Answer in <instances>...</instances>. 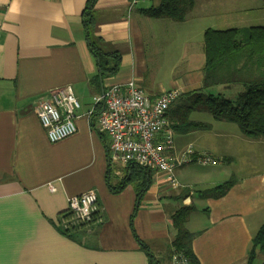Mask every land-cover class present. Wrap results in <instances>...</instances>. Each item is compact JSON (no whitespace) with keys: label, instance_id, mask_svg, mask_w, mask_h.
Returning <instances> with one entry per match:
<instances>
[{"label":"crops","instance_id":"crops-1","mask_svg":"<svg viewBox=\"0 0 264 264\" xmlns=\"http://www.w3.org/2000/svg\"><path fill=\"white\" fill-rule=\"evenodd\" d=\"M89 1L0 0V264H149L143 245L160 264H171L170 217L182 206L194 207L185 226L195 234L192 250L199 264H248L251 239L264 224V169L223 174L222 167L264 140L193 112L189 120L210 129L173 130V152L191 146L218 164L181 166L174 172L176 186L163 173L151 174L138 197L142 180L135 182L129 166L109 160L110 140L97 128L94 98L129 81L149 97L201 89L205 30L238 28L260 0H185V12L195 16L182 21L149 14L165 0L132 6L129 0H94L91 6ZM202 16L217 24L203 25ZM89 41L120 55L115 75L97 78ZM66 86L80 104L77 132L50 143L34 107ZM214 88L230 95L241 90L217 85L207 91ZM167 118L171 126L176 122ZM231 178L235 183L222 197H200ZM89 190L97 196L100 221L68 237L59 226L68 199ZM262 263L259 252L252 264Z\"/></svg>","mask_w":264,"mask_h":264},{"label":"trees","instance_id":"trees-1","mask_svg":"<svg viewBox=\"0 0 264 264\" xmlns=\"http://www.w3.org/2000/svg\"><path fill=\"white\" fill-rule=\"evenodd\" d=\"M93 1L90 0L88 5L91 6ZM185 2V0H165L159 8L149 14L151 16L165 15L182 21ZM203 45L205 54L203 87L181 94L169 107L167 115L176 121L172 129L182 133L210 129L209 124L189 120L191 113L204 112L211 115L215 121L236 125L241 134L249 139L264 140V26L224 30L209 28L204 32ZM89 49L98 63V79L113 76L118 72L119 54L104 53L97 44L90 41ZM217 85H237L241 87V90L233 99L221 92L207 91V88ZM128 173L133 175L130 177L135 182L142 180L143 187L138 191V197H140L141 193L147 190L150 180L147 181L146 178L150 179L152 172L136 165H129ZM234 183L235 180L231 178L210 190L199 192V195L201 198L222 197ZM193 211V206H182L171 215V226L175 236L171 242L170 254L181 253L188 264H199L192 250L195 234L185 226ZM97 214L98 211L94 214L93 221ZM67 217L66 212L61 215V218ZM77 231L61 230L64 235L71 238ZM142 249L149 258V264H160L146 245H143ZM259 252L264 254V224L251 239L248 264H252Z\"/></svg>","mask_w":264,"mask_h":264},{"label":"built area","instance_id":"built-area-1","mask_svg":"<svg viewBox=\"0 0 264 264\" xmlns=\"http://www.w3.org/2000/svg\"><path fill=\"white\" fill-rule=\"evenodd\" d=\"M137 1L129 0V3L132 6ZM181 94L179 89H171L149 97L134 81H129L112 85L94 98V104L99 106L97 128L110 140V162L163 173L172 186H176L175 170L185 164H217L210 155L195 153L191 146L178 155L174 154V133L167 112ZM79 108L69 86L51 91L46 99L35 105V115L50 143L60 142L77 132L75 118ZM92 114L90 111L88 116ZM97 211L94 191L70 197L66 211L68 217L61 218L60 229L66 232L91 230L100 221L98 216L93 221ZM171 264H188V261L181 253L174 252Z\"/></svg>","mask_w":264,"mask_h":264},{"label":"rangeland","instance_id":"rangeland-1","mask_svg":"<svg viewBox=\"0 0 264 264\" xmlns=\"http://www.w3.org/2000/svg\"><path fill=\"white\" fill-rule=\"evenodd\" d=\"M258 4L259 5H254V6L250 5L251 6L250 9L248 11H246L247 12L246 14L248 16V17L245 18L246 22H243L244 19H242V20H240L241 22H238L240 24H238V23H236V21L238 19H233V22L237 24L238 28L242 29V28H246V27H251V26L256 25L258 23H261V24L264 23V0H260L258 2ZM182 15L184 17L190 19V18H194L195 12H189V10H186V12H185V10H184V13ZM202 18L205 19L204 20L205 22L202 23L205 26H207L206 22H208L209 24H213V23L217 24L215 21L211 20L207 16H202ZM209 26H212V25H209ZM238 87L240 88V86H238ZM212 90H214L215 92L224 93L228 97H230V98L232 97V99L236 95V93L234 91L230 95V94H228L226 92L220 91L219 88H214ZM262 144H264V143H260V144L256 143L255 145H252L251 148L249 149L250 150V154L248 156H246L244 158L241 156L240 157L241 159L236 161V163H234V164H232L230 166L222 167V172H224L223 174H232V173L233 174H245V173L250 172V171L263 170L264 169V145H262ZM194 167H195V170H197V169L198 170L207 169V168H200L198 166H194ZM209 168H212V167H209ZM219 168H220V166H219ZM200 172H198V173H200ZM152 174H156V171H154Z\"/></svg>","mask_w":264,"mask_h":264}]
</instances>
